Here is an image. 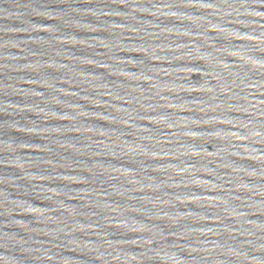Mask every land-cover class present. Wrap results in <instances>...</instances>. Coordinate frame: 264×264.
I'll return each instance as SVG.
<instances>
[{
  "label": "water",
  "instance_id": "1",
  "mask_svg": "<svg viewBox=\"0 0 264 264\" xmlns=\"http://www.w3.org/2000/svg\"><path fill=\"white\" fill-rule=\"evenodd\" d=\"M0 157L182 264H264V0H0Z\"/></svg>",
  "mask_w": 264,
  "mask_h": 264
}]
</instances>
